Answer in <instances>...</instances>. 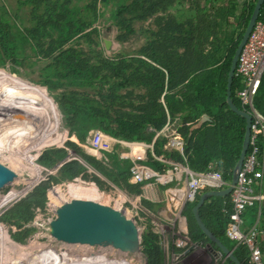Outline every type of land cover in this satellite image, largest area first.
<instances>
[{
	"label": "trees",
	"instance_id": "1",
	"mask_svg": "<svg viewBox=\"0 0 264 264\" xmlns=\"http://www.w3.org/2000/svg\"><path fill=\"white\" fill-rule=\"evenodd\" d=\"M182 1L187 2V0H129L117 11L118 18L115 25L125 34L133 33L126 23L128 20L140 22L152 19V27L148 29L149 42L137 52L144 59L124 56L118 59L103 58L100 52L98 55H93L92 50L83 52L72 46L63 50L73 38L91 43V33L98 34L96 30L87 31L97 18L94 10L95 0L93 6L85 8L86 16L67 8L66 0H63V3L60 0H24V5L31 6L36 21L34 28L28 33L29 36L37 39L38 32L56 34L55 40L52 39L50 42L47 55L50 53L48 57H53L51 64L59 65L62 62L67 71V76H58V78L68 79L66 83L81 81L84 84L91 81L97 85L95 96L99 95L100 100L82 95V105L75 106L73 112L101 117L112 137L134 143L152 142L168 120L180 118L185 125L199 126L201 123L193 132H190L191 128H181L178 131L185 139L183 152L186 156V164L194 172H206L213 168L220 170L224 179L230 183L242 150L246 121L226 103V79L233 51L257 0H249L244 12L239 15L238 27L243 28L236 38L233 37V32L230 35L226 32L227 18L230 14H234L236 5L231 4L220 9L212 6L213 11L218 9L226 15V21H223L222 26L216 30L213 22L217 20L219 14L213 21L207 23L211 20L212 14L207 10V6H211L214 0H206V2L189 0L191 17L179 21L176 16L166 12H169L174 4H180ZM258 19L264 20V2ZM9 33L0 26L1 38L8 36ZM116 40L122 42L125 41V37L119 33ZM221 50L224 56L222 61L218 57ZM55 51L58 53L53 56ZM68 75H71V78ZM5 79L0 73V80ZM41 82L50 88L59 87L55 83L48 82V79ZM108 83L112 84L104 92L105 95H102L104 86ZM65 86L80 87V84L72 83ZM242 86L240 76L234 73L231 98L239 108L241 104L236 92ZM261 89L262 94L256 98L255 107L264 115V73L261 77ZM54 99H51L52 103L49 105L54 111H58L57 114L59 112L65 114L64 101L58 99L56 94ZM204 117L208 120L201 122ZM15 118L22 116L15 115ZM67 122L70 130L86 132L79 118H70ZM25 124L23 125L25 130L31 132V124L28 121ZM72 131L70 135L73 134ZM166 139L168 138L162 135L156 137L154 154L183 163V158L177 151L163 149ZM258 145L259 158L264 161V133H260ZM67 146L73 148L80 158L61 164L56 175L40 181L0 214L1 223L16 229L15 232L10 233L14 242L23 244L31 234V229L27 225L34 220L36 214H46L47 192L53 186L81 177L87 182H93L100 191H104L105 184L97 176L88 174V168H93L116 186L124 188L126 192L140 194L141 185L133 187L129 184L128 169L116 174L110 168L117 165L116 154L100 152L103 158L99 159L83 152L73 142H67ZM63 155V149L49 147L37 158V163L43 168L52 169L59 164ZM147 156L144 161L147 166L160 171L166 168L165 165L153 160L148 152ZM263 185L264 178L259 188ZM195 204L196 201H193L192 205ZM232 208L231 195L215 196L201 206L200 217L207 226V222L210 221L213 225L211 230L215 231L213 234L226 241L224 242L226 247L234 250V254L243 264H248L249 253L246 247L236 246L235 242L226 237L231 224ZM248 213V218L255 219L257 207H252ZM193 223L198 228L195 221ZM261 231L263 233L260 241L264 253V211L261 215ZM142 237L148 264H161L162 250L159 236L151 230ZM206 240L210 242L208 238ZM227 262L233 264L230 259H227Z\"/></svg>",
	"mask_w": 264,
	"mask_h": 264
},
{
	"label": "rangeland",
	"instance_id": "2",
	"mask_svg": "<svg viewBox=\"0 0 264 264\" xmlns=\"http://www.w3.org/2000/svg\"><path fill=\"white\" fill-rule=\"evenodd\" d=\"M128 1L104 0L103 2V0H95L94 10L97 18L87 31L96 30L98 34L91 33V43L73 38L63 47V50L72 46L78 51L92 50L93 55H98L100 52L103 58L142 57L137 52L149 42L148 29L152 27V19L140 22L128 20L126 23L129 24L133 33L125 34L123 30L119 31L115 25L118 18L116 14ZM196 1L200 2V0ZM60 2L63 3V0ZM184 2L174 4L166 13L176 16L179 21L190 18L191 3L189 0ZM66 3L67 8L81 12L83 16H86L85 8L93 6V0H66ZM248 3L249 0H214L211 6H207V10L212 13L211 20L207 23L213 21L219 14L217 20L213 22L214 28L217 30L222 26L223 21H226L225 12H219L218 9L231 4L236 5L234 14H230L226 21L228 24L227 35L233 32V37L236 38L243 28L238 27L239 15L244 12ZM206 4L208 5V3ZM212 6L218 9L213 11ZM31 11V6H25L24 0H0V19L2 21L0 26L10 32L8 36L0 37V73L6 78L0 80V161L20 175V178L13 184L0 191V214L40 181L48 176L56 175L61 164L80 158L73 148L67 146L69 141L63 137V132L67 129L66 126H69L66 121L70 118L67 117L75 113L73 112L75 106L82 105V95L90 98L96 97L97 100H100L99 95L95 96L97 88L95 82L88 81L83 84L81 81L69 80L70 82L66 83L68 79L58 78V76H67V71L62 62L59 65L51 64L53 57H48L50 53L47 55L50 42L52 39L55 40L56 34L54 32L51 35L38 32L37 39L29 36L28 33L36 23L34 13ZM119 33L124 35L125 41L116 40ZM106 42H108V46ZM57 53L58 51H55L53 56H56ZM218 57L219 60H223L222 50ZM68 77L71 78V75ZM45 79L59 87L50 88L42 84L41 81ZM71 82L75 85L80 84V87L65 86L72 85ZM112 83L104 86L102 95H105L104 92ZM97 84L99 85V83ZM54 92L58 99L64 101L65 114L61 112L57 114L58 111H54L49 105L52 103L51 99L55 98ZM56 106L58 108L57 104ZM15 115H20L22 118H15ZM26 121L32 126L31 132L26 131L23 126ZM74 125L76 124L74 123ZM66 134L70 138L69 131ZM73 135L71 139L75 140ZM168 139L166 140L168 141ZM80 143L88 146L86 135L82 137ZM49 147L64 150L62 160L52 169L43 168L37 163V158ZM81 150L85 152L83 149ZM96 158L102 159V153H99ZM88 174L97 176L105 184V190L100 191L93 182H87L81 177L53 186L47 192L46 214H36L34 220L27 225L31 229V234L23 244L16 243L11 239L10 233L16 231L14 227L0 222V264H148V261L121 256L110 251L76 250L62 245H46L39 238L45 222L53 216V205L59 200H66L71 196L94 198L123 209L138 223L142 236L151 230L160 229L152 222L153 220L157 222V219L154 218V210L152 211L146 206L144 208L137 198L131 197L124 188L116 186L93 168H88ZM156 234L160 238L161 264H177L179 261L180 264H223V262L229 264L227 258L219 252L217 253L215 249L216 255L205 248L208 241L204 237L203 240L207 244H203L199 237L191 236L189 240L183 238L178 240L176 243L178 247H176L175 236L171 237L165 232ZM191 244L199 248L196 250L199 253L190 250L180 258L182 251L187 246L190 249ZM209 246L211 247V245Z\"/></svg>",
	"mask_w": 264,
	"mask_h": 264
},
{
	"label": "built area",
	"instance_id": "3",
	"mask_svg": "<svg viewBox=\"0 0 264 264\" xmlns=\"http://www.w3.org/2000/svg\"><path fill=\"white\" fill-rule=\"evenodd\" d=\"M264 73V20H257L253 25L245 43L243 44L235 66V75L240 76L243 86L237 90V97L241 106L251 115V133L248 152L244 159L238 181L231 193L233 205L230 213V227L227 231L229 239L237 246L246 247L249 257L248 264H264V253L261 247L260 235L257 228L246 229L245 216L247 210L257 206L263 196L259 193V184L264 178V161L259 158L260 148L258 139L264 133V115L255 107V100L262 94L261 77ZM88 116V115H86ZM92 117V116H91ZM169 122V120H168ZM166 127L156 134L168 137L166 150H175L183 158V163L154 154V141L124 142L129 149L125 156L130 162L129 184L137 185H167L172 178L185 186V198L188 202L195 201L196 197L206 191L224 190L230 183L224 179L223 173L217 169L206 172H194L186 164L183 152L185 139L178 131L170 132ZM91 131L88 146L95 152H111L112 142L96 126L87 125ZM163 131L167 132L165 135ZM149 156L153 160L164 164L167 168L155 170L147 166L144 161Z\"/></svg>",
	"mask_w": 264,
	"mask_h": 264
},
{
	"label": "water",
	"instance_id": "4",
	"mask_svg": "<svg viewBox=\"0 0 264 264\" xmlns=\"http://www.w3.org/2000/svg\"><path fill=\"white\" fill-rule=\"evenodd\" d=\"M263 2L264 0H257L255 3L248 23L233 51L226 79V103L232 111L242 115L246 121L239 160L234 168L230 185L224 190H211L202 193L192 209L198 228L233 264L243 263L234 254L233 250L227 248L206 228L199 216V209L211 197L231 195L249 150L252 118L248 111L239 108L234 103L231 98V83L239 52L253 25L258 20ZM106 45L108 46V42H106ZM190 132H193V128L190 129ZM19 178L20 175L17 171L0 161V191L13 184ZM52 214L53 216L45 222L39 234V238L46 245H62L76 250L110 251L121 256L148 261L144 252L143 237L138 223L121 208L94 198L71 196L54 204ZM159 214L166 220H172L164 210Z\"/></svg>",
	"mask_w": 264,
	"mask_h": 264
},
{
	"label": "crops",
	"instance_id": "5",
	"mask_svg": "<svg viewBox=\"0 0 264 264\" xmlns=\"http://www.w3.org/2000/svg\"><path fill=\"white\" fill-rule=\"evenodd\" d=\"M67 118H79L81 120L82 126L86 130V132L82 133V131L81 132L72 131V130H70L69 126L67 125L66 126L67 129H65L63 132V134H64L63 137L66 140H68L70 142L72 141L79 148L83 149L85 152H87L93 156L98 157L99 152H95V151L91 150L89 148V146H84L80 143L83 136H85V135L87 136V142L89 141V139L91 137V131L87 129V125L96 126L99 128V130H101L104 133L105 137H107L108 139L111 140V142H112L111 152L116 154L119 157L118 158L116 156L117 157V160H116L117 165H115V167L110 166V168L112 170H114L116 174H119V172H122V171H126L127 169L129 170V163L130 162L128 159L125 158V156L129 152V149L126 147V143H124L120 139H115L114 137H112L110 135V130H109V128L107 129V127H106V125H105V123L101 117H91V116H86V114L76 112V113L70 114V116H68ZM205 118L206 117H204L201 120V122L208 120V118L207 119H205ZM66 123H67V121H66ZM167 123L169 125V127H167V129H169V133L170 132H176L175 130L179 131L181 128H187V129L193 128V131H195L199 127L198 125H193V124L185 125L180 118L169 120V122H167ZM67 131H72L75 135H77V139L75 138V140H72L71 138H68V136L66 134ZM163 133L165 135L167 134V132H165V131H163ZM163 149L166 150L165 147H163ZM168 151H171V150H168ZM124 160H127L129 163L127 161H124ZM258 190H259V193L263 196V198H262V201H260L259 204L256 206L257 207V217L255 219L248 218V215H249L248 211L251 208H249L247 210V213L245 216L246 229L257 228V229L261 230V218H260V216H261V213L264 211V185L261 188L258 187ZM128 193L131 195V197L137 198L138 202L143 203L144 208L146 206V207H148V209L155 211L156 216L154 215V218L157 219L156 220L157 222H154V220L152 222L154 223V225H156L160 229H158V230L154 229L153 232H155V233L165 232L166 234H170L171 237L175 236L176 237V239H175V246L176 247H178L176 245L178 240H180L181 238H183L184 240H189V237H191V236H194L195 238L199 237V240L201 242H203V244H207L203 240V237H204V239H206L207 236H205V234L199 228H196L194 223H193V221H195V219L193 217V213H192V209L194 206L192 205L193 202H188L185 198V186L183 183H179L177 180L172 178L170 184H167V185H141L140 186V194H136L135 192L131 193L130 191ZM202 193H205V192H202ZM202 193H200L196 197V199H195L196 202ZM162 210L166 211L167 214L172 218V220L169 221V220H166L165 218H163L162 216H160L159 213ZM199 216H200V211H199ZM201 220L210 232L215 233V231L213 229L211 230V227H213V225L210 221L207 222L208 223V226H207V224H205V222L203 221L202 218H201ZM196 226H197V224H196ZM262 233H263V231H262ZM261 235H260V237H261ZM214 236L217 237L216 235H214ZM226 237L229 238L227 235V232H226ZM217 238L225 245L224 242H226V241H223L219 237H217ZM225 240H227V239H225ZM208 244L211 245V247ZM208 244L206 245L205 248L209 249L211 253H214V255H216L215 252L217 251V253L219 252L220 254H222L225 257V255L215 246V244H213L211 241L208 242ZM197 249H199V248H197L194 245H192V247L190 249L187 246V248H185L182 251L180 258L184 257L186 252L188 253V251H190V250H193V252H195V253H199L198 251H196ZM179 262H177V264H180ZM223 264H224V262H223Z\"/></svg>",
	"mask_w": 264,
	"mask_h": 264
},
{
	"label": "bare ground",
	"instance_id": "6",
	"mask_svg": "<svg viewBox=\"0 0 264 264\" xmlns=\"http://www.w3.org/2000/svg\"><path fill=\"white\" fill-rule=\"evenodd\" d=\"M74 134V133H73ZM72 135H70V131H69V137L71 138ZM73 137L76 138V135L74 134ZM77 139V138H76Z\"/></svg>",
	"mask_w": 264,
	"mask_h": 264
},
{
	"label": "clouds",
	"instance_id": "7",
	"mask_svg": "<svg viewBox=\"0 0 264 264\" xmlns=\"http://www.w3.org/2000/svg\"><path fill=\"white\" fill-rule=\"evenodd\" d=\"M241 108H243L242 106H241ZM244 109V108H243ZM247 111V110H246Z\"/></svg>",
	"mask_w": 264,
	"mask_h": 264
}]
</instances>
